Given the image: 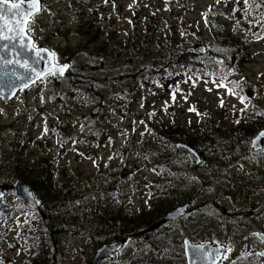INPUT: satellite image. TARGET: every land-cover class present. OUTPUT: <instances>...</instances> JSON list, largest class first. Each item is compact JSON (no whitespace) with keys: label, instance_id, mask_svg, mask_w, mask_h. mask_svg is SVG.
<instances>
[{"label":"rangeland","instance_id":"obj_1","mask_svg":"<svg viewBox=\"0 0 264 264\" xmlns=\"http://www.w3.org/2000/svg\"><path fill=\"white\" fill-rule=\"evenodd\" d=\"M81 1L84 8L79 17L84 19L85 26L79 31L75 28L76 11L70 7L76 0H42L47 10L35 18L31 31L36 45L40 47L38 41H42L47 49L56 53L55 61L59 64H69V60L74 59L69 69L76 75L79 71L82 73V66L88 59L87 51L98 44L101 34L105 33L103 26L93 24L99 23V0ZM227 3L217 5L216 0H120L118 8L109 9L112 16L110 25L113 24L115 37L113 42L129 41L136 31L140 33L143 29L152 30L157 40L156 44L149 47L150 55L143 54V60L135 61V57L128 62L126 52H123L120 65L126 62L121 68L105 71L109 75L117 72L121 76L113 84L115 89L100 91L97 88L87 96L73 89L61 96L62 101H57L44 86L53 88L56 84L39 81L29 91L18 94L7 106L0 103V184L7 191L0 203V264H32L26 261L30 256H27L30 233L22 231V227H31L32 232L43 241L39 229L40 219L36 221L35 212H29L20 205L9 187L10 183L21 181L38 198L55 196L50 190L40 191L34 184L29 185L31 179L34 181L40 175L33 161H38L49 173H55L50 177L57 179L62 174L61 178L71 188L69 198H72V191L78 195L74 200L77 215L71 217L74 222V228L71 229H75L73 235L67 233L68 228H60L59 232L65 230L66 233L55 232L60 240L40 244L43 251L40 258H35L37 262L87 264L98 245L95 239L99 235L97 226L88 228L87 220L93 222L95 215H100V221L103 220L105 209L111 212L106 220L110 222L111 229L107 227L106 232L109 234L116 227L117 230L127 231L134 239L121 251L117 260L109 264H119L133 257L134 254L130 253H133L139 242L142 247L139 252L143 255L136 264H184L180 254L175 251L176 244L180 245L183 238L191 245L210 242L231 247L232 251L224 264L245 250L256 253L263 249L261 243L251 235L254 232L264 233V150L258 153L250 151V142L260 130L247 140L239 136L238 132L233 134V130L240 129L235 125L238 112L244 105L228 90L233 83H241V94L252 97L251 103L255 101L264 110V39H257L255 35L262 31L261 28H249L248 21L251 19L239 20V26H235L237 17H228L237 0H228ZM129 5L132 7L129 8ZM209 6H218L213 9L224 13L213 16L210 19L213 24L223 26L243 44L239 58L235 54L225 56L214 49L225 63L215 62L219 75L228 78L230 85L223 82V86L218 87L221 84L219 80L203 81L191 76L173 80L171 85H163L158 77L146 75L144 70H148L142 68L151 65L155 58H160L156 53L164 46L162 39L166 33L172 38L171 33L175 31L176 41L192 51L197 46H206L204 38L212 29L210 23L205 24L201 14L207 12ZM152 17L155 21L149 20ZM74 29L79 33L72 32ZM81 36H84V42L79 44ZM75 51L77 54L67 59V55ZM155 65L152 67L161 64ZM95 74L101 75V70L94 74L89 72L86 80L92 82ZM167 87L173 90H167ZM62 88L67 89L65 85ZM112 96L120 97L117 104L119 111L126 114L125 117H113V114L106 112V104L116 101L109 99ZM62 105H65L64 108ZM96 107H99V112L92 115ZM261 120L264 121L263 118L253 121L252 129ZM102 122L105 123L100 126L102 132L99 136L89 138L85 130L82 133V126L96 127ZM216 126L223 128V137H219L213 147L209 142L203 145L202 159L207 164L202 169L204 173L195 171V174L190 175L188 167L184 173L167 179L170 171L176 172L174 165L179 171L188 166L186 158L177 155L173 147V144L183 143V139L177 135L190 131L198 135L199 130L212 133ZM249 133H253L250 128L246 130V135ZM11 142L16 146L13 151L20 155L19 164L30 163L36 169L22 173L23 168L20 166L18 170L9 165L11 158L5 157L3 151L8 154L7 148ZM138 169L140 172L133 174ZM218 176L228 180L224 183L227 188L223 191L215 189L213 182ZM196 178H201L206 188H198ZM55 179L47 181L43 178L41 185L47 186L49 183L52 187ZM191 185L195 188L190 208L192 211L182 224L172 227L167 234L170 253H173L169 254L165 248L153 245L154 237L145 233V227L150 223V226L153 225L157 215L167 211L174 197L181 199L183 194L192 192V188H189ZM44 203L47 212L54 206L46 199ZM5 204L18 207L19 210H9ZM152 204L159 208L151 221ZM236 204H246L249 213L234 216ZM86 207L89 208L87 212ZM101 223L105 225L103 221ZM132 227L135 230L131 231ZM83 229L86 230L85 234H82ZM112 237L105 236L109 239ZM179 248H182L181 245ZM239 264H264V260L253 254L240 260Z\"/></svg>","mask_w":264,"mask_h":264},{"label":"trees","instance_id":"obj_2","mask_svg":"<svg viewBox=\"0 0 264 264\" xmlns=\"http://www.w3.org/2000/svg\"><path fill=\"white\" fill-rule=\"evenodd\" d=\"M100 1L102 2V4L100 5V7H98L97 11L102 13V16H103V13L107 14L106 15V18L108 17L107 20L111 19V12H109V9L113 8V4H115L114 8H118V6L120 5V0H109L107 4L104 2V0H100ZM227 4L228 3H226V5ZM217 7H213V8L215 9ZM235 7H239L240 9H243L244 8L243 0H240L239 5H237L236 3V5L233 8ZM71 8L75 9L76 11L75 12V17H76L75 28H78L77 30L79 31L83 26H85L84 19L79 17V14L82 13V10L84 8V3L81 0H76V2H74V4L71 5ZM107 8H108V12H107ZM232 10H231V15H232ZM98 12H97L98 14L97 20L100 21ZM234 16H236L237 17L236 19L238 20L245 21L247 19H252V16L245 17L242 11H236ZM212 17L213 16L209 14V21H210L209 23H210V28L212 29V31H210V34L206 35V38H204V41L206 43L205 44L206 45L205 48L207 51L206 54L200 55L199 53L195 51V49L192 51L191 49L185 48L183 45L179 44L176 41L175 31H172L171 33L172 38L170 35L166 36L167 34L166 33L165 38L162 39V42H164V46H162V48L159 49L161 50L159 53H156V55H159L160 58L158 59L155 58L154 61L151 62V65L148 64L146 67L142 68L143 70L144 69L148 70V71L144 70L146 75L149 74L151 76L158 77L159 80L161 79L160 83H162L163 85L165 84L171 85L173 80H177L179 78H185L187 76H191L192 78H199L203 81H208V79H210V80H213V82H215L216 80H219V81H223L224 83H227L228 85H230L231 82L230 83L228 82L229 80L228 78L226 77L221 78V76L219 75L220 72L217 68L218 63L216 64L215 61L213 60L214 58L213 55H215L214 49L221 51L223 55L225 56L235 54L236 57L239 58L240 57L239 55L242 54L240 50L243 49L242 48L243 44L241 41L235 39L230 32H227L223 28V26L218 27L215 24H213V22L210 20ZM149 20L155 21L154 17L150 18ZM109 23H111V20H109ZM93 24L98 25V23H93ZM112 25H108L106 28H103L104 29L103 31H105V33L101 34L100 36L101 41L98 44L91 46L89 49V52L87 51L88 59L84 62L82 66L83 68L82 73L81 71H79V74L76 75L72 69H69L66 76H64L63 78L53 79L52 77H46L43 80V82H41L44 84H47V83H50L52 85L56 84V86H53V88H50L48 86L46 87V85H44L45 89H47V92L50 93L55 98V100L62 101L61 96L64 94H68V92L72 91L73 89H78L80 92L79 94H81L82 96H87L89 93L93 92V90H96L97 88L100 91H103L106 89H115L116 86L113 84L116 83L118 78H120L121 76L119 75V73L116 72L112 74L113 77H111L112 75L106 74L105 71L109 70L111 72V70L113 71L119 70L126 61L130 62L131 60H134L135 57H136L135 61L136 60L140 61V60H143V54H145L146 56L150 55L148 51L150 49L149 47H151L153 44H156L155 41L157 40L156 37L154 38V35L152 34V30L150 31V29H143L140 33L136 31L133 37L130 38L129 41L126 40L125 42H122V41L113 42L114 41L113 39H115V37L113 36L114 33H113ZM252 28L256 30L258 26L253 25ZM77 30L74 29L72 32L74 31L78 32ZM108 30H111V31L108 33L107 32ZM166 38H170V39H166ZM83 40H84V36H81L79 40V44H82L84 42ZM111 43H115V44L111 45ZM38 44H40V47H45V45L42 44V41H38ZM77 51L67 56L69 57L75 56L77 54ZM123 52H126V57H125L126 61L122 63V65H120L122 62ZM242 56L243 55H241V57ZM238 62H239V59H238ZM158 63H160L161 65L156 68L152 67V65L154 64L157 65ZM70 64L73 65L74 64L73 61H71ZM99 70H101V75L97 76V74H95L94 76H92L93 77L92 82L94 83L90 82V80L89 82L86 80L87 74L89 72H91V74H94ZM65 79H68V80H65ZM62 85H65L67 89H63ZM170 88L171 87H167L166 89L170 90ZM29 90L30 89L26 91H22V92H27ZM171 90H173V88H171ZM72 94L73 92L71 93V95ZM109 99H114L116 101L113 103L111 102L110 104H106L107 106L106 112H108V114H111V115L113 114L112 115L113 117H125L126 114L120 112L118 108L117 102L120 100V97L112 96ZM252 104H254L260 111L264 112V110L260 109L259 106H257L255 101ZM64 106L65 105H62L63 108ZM259 118L264 119V117L257 116L254 114L251 105L249 106V109L246 112L241 113V111H239L237 119L240 121V123H237L235 126L240 129L233 130V134L238 132L239 136H243V139H246V140L250 139L252 136H254L256 132L264 129V121L262 120L258 122L256 126H254V129H252L253 128L252 122L258 121ZM97 123H99V121H97ZM103 123L105 122H102L101 124H97L96 127H91V125H86V127L83 128L82 126L81 128L82 133L85 130V133H86L85 135L87 137L88 136H90L89 138H91L92 136L97 137L102 132V127L100 126H102ZM248 128H250L253 133H249V135H246V130ZM213 129L214 131L212 133L199 130L198 135H195L193 134V131H190L187 134H184V135L179 134L177 136L183 139V143L187 144L188 146H191L193 149H197L200 156L203 157V151H204V149L202 148L203 145L209 142L211 147H213L215 146V143L218 140V138L223 137L222 135L224 132V130H222L223 128L216 126ZM0 130H2V126H0ZM240 134H243V135H240ZM15 136L20 137L16 133H15ZM15 147L16 146L12 144L11 142L10 147L8 148L6 147L10 152L8 151V154H7L6 151H3V155H5V157L7 155V157L11 158V161L8 162L9 165H11L14 168L17 167L18 170L23 168V170H21L22 173L32 172L33 169H36V167H32L33 165H30V163L19 164V161L21 158H18L20 157L18 152L13 151ZM33 162H34V165L38 167L40 175L39 177L34 178V181L33 179H31L29 182V185L32 186V184H34L36 187H38V184L40 183V181L43 180V178L47 180V177L50 178L47 181L53 180V177H50V175L54 176L55 173H49L50 171H48L46 167L39 165L38 161H33ZM19 166L21 168H19ZM192 168L193 170L195 169L194 167ZM193 173L195 174V171H193L191 174ZM174 175H178V173L174 171H170V173L168 174V177L173 179ZM225 182H228V180L225 177L224 178H220V176L216 177V179L213 182L216 186L215 189H219V191L225 190L227 188L224 185ZM205 186H206L205 184L202 185L200 183L198 188H202V187L206 188ZM189 188H192L194 192L195 188L193 187V185H191ZM65 193H66L65 195L64 193L63 194L61 193L53 194L55 195L54 197L50 195V197L47 196V198L44 197L42 199H46L54 204V206L50 207L49 210L52 212L51 220H53L56 225L55 232L60 233L59 229L65 227V230H67V228L69 230L67 231V233L73 235V231L75 229H71V228H74L72 226L74 222L71 221V217L74 218L75 215H77L76 213L77 211L75 209L77 204H74V200L78 197V195H76L72 191V198H69L68 196L71 193V188H67ZM192 193L183 194L181 199L180 197H174V202L173 204L170 205L167 211L164 210L162 211V213L157 215L158 217L157 221H159L165 215V213L179 206L181 202H185L189 198H192ZM165 197L166 196H164V198ZM236 205H237V208L234 211V216L240 217V216H245L246 214L249 213L248 206L246 204H236ZM158 208L159 207L156 204L151 205V215H152L151 221L153 220L154 216L157 214ZM66 209H68L67 212L68 211L73 212L70 218H65V217L60 216V214H62L64 210ZM243 209H246V211H242ZM88 210L89 208L86 207V212ZM107 215L111 216V212L105 209L103 217H102L103 220L101 221L105 223L104 225L105 227L107 226L111 229L110 222L106 221ZM100 219H101L100 215H95L92 218L93 222H89L87 220L88 228H90V226L92 227L97 226L98 225L97 223H101ZM22 231H24L25 233H30L29 239L31 240L28 242V244H30V248H27L28 249L27 256L29 254L30 256L27 257L26 261L32 264H45L43 263L44 262L43 260H41V262L39 261L37 262L35 258H40L41 251H43L40 248V244H48L46 242V237H43V241L39 240L37 235L33 236V234H31L32 229L28 228L27 226L22 227ZM85 233H86V230L83 229L82 234H85ZM113 235H114V232H110L109 234H107L108 237H111ZM158 247L160 249L165 248L164 250H167L169 254H173V253H170L168 239L166 242L164 241V242L158 243ZM176 247L179 248L180 246L177 245ZM177 248L175 249V251H177L176 252L177 254L178 253L180 254V259L184 263L182 250L181 248L179 249ZM140 256L141 255L136 254L131 259H124L122 263L132 264V262L135 261V264H136L137 259Z\"/></svg>","mask_w":264,"mask_h":264},{"label":"snow or ice","instance_id":"obj_3","mask_svg":"<svg viewBox=\"0 0 264 264\" xmlns=\"http://www.w3.org/2000/svg\"><path fill=\"white\" fill-rule=\"evenodd\" d=\"M104 2L107 4L109 0H104ZM227 2L228 0H216L217 5L221 3L226 4ZM243 2L244 8H233L232 15L228 18L232 19L236 11H242L245 17L252 16V19L248 21L249 28L253 25L261 28L262 31L255 35L257 39H264V0H243ZM239 3L240 0H237V5H239ZM113 7H115V4H113ZM131 7L132 5H129V8ZM45 10H47V8L46 5L42 3V0H0V53H2L0 54V78L7 77L12 89L9 91V96L15 95L16 87H19V90L23 91L28 88L30 84H35L37 81L43 82L47 76H63L65 68L67 67V65L61 66L55 63L56 53L48 49H39L31 38L35 17ZM209 14L212 16L224 15V13L214 10L212 6H209L208 11L201 14L206 25L210 22ZM129 23L132 22L129 21ZM239 24V20L235 21V26L238 27ZM9 49L14 51L16 57H19L23 51H29L34 53L38 60L46 59L48 62L46 66L47 70L37 71L35 66L30 65L29 61L26 59L23 61L19 58L7 59L6 56ZM10 65L13 67L9 68ZM17 68L22 69L27 75L18 74ZM17 81L21 83L17 84ZM217 86H223V81ZM228 91L230 95L237 96L241 104L244 105L240 110L241 113L246 112L251 105L255 115L264 117V112L260 111L251 103L252 97L241 94L243 92L241 83H233ZM172 99L173 101L175 100V94H173ZM220 103L221 106H223V100H221ZM189 110L193 111L194 109ZM236 123H240V121L237 120ZM45 132H47V128H45ZM262 138H264V131L260 132L255 140H261ZM253 235L258 236L259 239L264 242V235ZM245 239H247V237ZM245 247L247 248L248 246L246 245ZM191 251L203 262V264H222L223 260L228 259V254L232 251V248L221 246L206 249L205 245H197L192 248ZM253 254L258 257H264V252L252 253L246 251L242 252L241 256L237 258L233 264H239L242 258ZM193 264H195V261Z\"/></svg>","mask_w":264,"mask_h":264},{"label":"water","instance_id":"obj_4","mask_svg":"<svg viewBox=\"0 0 264 264\" xmlns=\"http://www.w3.org/2000/svg\"><path fill=\"white\" fill-rule=\"evenodd\" d=\"M17 51H18V49H17ZM195 51L197 53H199L200 55H204L205 48L203 46H197L195 48ZM0 54H2V53H0ZM6 58L7 59L19 58V59H21V61L26 59L29 61L30 65L35 66L37 71H40V70L46 71L47 70V68H46L47 63H48L47 60L46 59L45 60H38L36 55L32 52H29V51H23V52H21L19 57H16L14 51L12 49H9L7 52ZM214 61L216 63H222L223 62V60L217 56L214 58ZM12 67L13 66H11V65L9 66V68H12ZM67 69H68V66L65 68L63 76L65 75ZM16 70H17L18 74L27 75L26 73L23 72L22 69L17 68ZM63 76H56V77L52 76V77L56 79V78L63 77ZM16 83L19 84L21 82L17 81ZM32 85L33 84H30L29 87ZM26 89H24V90H26ZM11 90H12L11 85H10L7 77L0 78V99H2L4 101L5 105H7L9 103V101H11L15 97V95L20 91L19 87H16L15 95L9 96V91H11ZM97 113H98V108H95L92 111V115H96ZM262 131H264V129L259 131L256 134V136L251 140L250 148L253 152L261 151L263 146H264V138H262L261 140H255L257 135ZM175 147H176L177 152L185 154L188 157L190 162H192L196 165H198L200 163L198 155L189 147L182 145V144H177V145H175ZM13 189H14L15 195L18 196L23 203L31 206L33 209H38L40 207L39 201L37 199H35L32 196V194L30 192H28L26 190V188L20 182H16L13 185ZM3 197H4L3 188L0 186V199H2ZM190 204L191 203L188 202L184 206L176 208L173 212H171V213L167 214L165 217H163V219L158 224L154 225L153 228H156L157 226H160L166 222H174V221L179 220L180 218H182L185 215ZM253 234L264 235L263 233H260V232H255ZM254 237L259 242H261L262 245L264 246V242H262L258 236H254ZM127 240H128V238H124L121 241H117V242H114L111 244L103 245L99 250L96 251L94 257L92 258V260L90 261L89 264H100L103 260L114 259L116 257V254L122 249L123 245L127 242ZM203 245L206 246V249L221 247V246L215 245V244L210 243V242H207ZM195 246H197V245H191L188 240H184V255H185V259H186V264H193L194 261H195V264H203V262L200 261L196 257V255L191 251V249L194 248ZM260 252H264V249ZM240 256L241 255L233 258L232 261L230 262V264H233V262L237 258H239ZM261 258L264 259V257H261Z\"/></svg>","mask_w":264,"mask_h":264},{"label":"flooded vegetation","instance_id":"obj_5","mask_svg":"<svg viewBox=\"0 0 264 264\" xmlns=\"http://www.w3.org/2000/svg\"><path fill=\"white\" fill-rule=\"evenodd\" d=\"M207 53V51L205 52V54ZM214 56V55H213ZM222 65H224L225 63L223 62V63H221ZM174 146V149H175V144H173ZM264 149V148H263ZM176 150V149H175ZM251 151V150H250ZM263 151V150H262ZM261 151V152H262ZM252 152V151H251ZM200 160H201V164L199 165V166H195V165H193V164H191L190 162H188L187 160H185L186 161V163L188 164V166H185V167H182V169L179 171V169H178V167L176 166V165H174V169H175V171L178 173V174H180V173H184L186 170H187V168L188 167H190V174L193 172V171H198V173H201V174H203L204 172L202 171V169L207 165L206 163H204V161H203V159H202V157L200 156ZM192 167H194L195 169L193 170V168ZM61 177H63L62 176V174L60 175ZM61 177H58L57 179H55V178H53V179H55V182H53L54 183V185H52V187H51V185L49 184V183H47L48 185L47 186H42L41 185V181H40V183L38 184V190H40V191H47V190H50V193L51 194H57V193H61V194H63L64 193V195L66 194L65 192H66V190H67V188H69L68 186H67V184H66V182H64V179L63 178H61ZM167 179H171V178H169L168 176L166 177ZM196 179H199V181L201 180V178H196ZM44 180H45V178H44ZM15 182H17V181H14L12 184L10 183V185H9V187H10V190L11 191H13V184L15 183ZM4 190H5V192H7L6 191V188L4 187ZM38 190L36 191V193L38 192ZM56 191V192H55ZM192 192H193V190H192ZM192 192H189V193H192ZM186 194H188V193H186ZM37 199H38V201H39V203H40V206H41V208H42V210H41V208L39 209V210H37V211H34L35 213H34V215H35V217H36V221H38L39 219V229H41V232L45 235V237H46V242L47 243H55V242H57L56 241V239L58 240H60V236H56L55 235V231H56V225H55V223L54 222H52V220H51V211L49 210V212H47L46 211V213H45V211L44 210H47V208H46V204L44 203V199H42V198H38L37 197ZM188 201L189 202H191L192 203V198H189L188 199ZM183 203L184 202H181L180 203V205H183ZM56 204V203H55ZM41 210V211H40ZM67 210L68 209H66V210H64V212L62 213V214H60V216L61 217H67L68 216V212H67ZM30 211V210H29ZM156 223V222H155ZM155 223H153V225H149L148 227H145V229H147L146 231H145V233L146 234H148V233H150V234H152V236L154 237L153 239H154V241H155V243L153 244L154 246H158V241H161V239L163 240V241H165V240H167V234L169 233V231H170V229L172 228V227H175V226H179L180 224H182L183 223V220H177V221H175V222H171V223H169V224H165L164 226H162V227H158V228H156V229H153V226H154V224ZM98 225H97V233L99 234L97 237H96V244H98L97 245V250L101 247V244H103V243H106V244H110V243H113V242H115V241H120V240H122V239H124V238H128V240H127V242L123 245V247H122V249L118 252V254H117V257H118V255L121 253V251H123L124 249H125V247L127 246V244L130 242V241H133L134 239H132L130 236H129V233L127 232V231H125V230H117V228L115 227V228H113L112 229V232H114V235H113V237L112 238H105V236L108 234V232H106V229H107V226L105 227L104 225H102V223H97ZM134 227V226H133ZM132 227V229H131V231L132 230H135L134 228ZM130 231V230H129ZM64 233H66L65 232V230L64 231H62V232H60V234H64ZM101 234V235H100ZM119 236H121V237H119ZM152 239V238H151ZM157 241V242H156ZM142 247L140 246V242L138 243V244H136L135 245V247H134V251H133V253H130V255H132V254H134V256L136 255V254H138V255H143V254H141L139 251H140V249H141ZM143 253H144V250H143ZM117 257H116V260H117ZM131 257H129V258H127V259H130ZM108 260H105V261H103L101 264H109L110 262H112V261H110V262H107ZM113 262H115V261H113ZM226 262V261H225ZM224 262V263H225ZM224 263H222V264H224ZM119 264H121V263H119ZM229 264V263H228Z\"/></svg>","mask_w":264,"mask_h":264}]
</instances>
